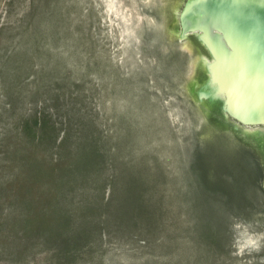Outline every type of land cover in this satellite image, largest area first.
Returning a JSON list of instances; mask_svg holds the SVG:
<instances>
[{
	"label": "rangeland",
	"instance_id": "1",
	"mask_svg": "<svg viewBox=\"0 0 264 264\" xmlns=\"http://www.w3.org/2000/svg\"><path fill=\"white\" fill-rule=\"evenodd\" d=\"M185 2L0 0V264H264V128L189 95Z\"/></svg>",
	"mask_w": 264,
	"mask_h": 264
},
{
	"label": "bare ground",
	"instance_id": "2",
	"mask_svg": "<svg viewBox=\"0 0 264 264\" xmlns=\"http://www.w3.org/2000/svg\"><path fill=\"white\" fill-rule=\"evenodd\" d=\"M178 14L172 25L192 58L189 95L205 110L219 104L236 125L264 128V0H186ZM190 38L200 54L192 53Z\"/></svg>",
	"mask_w": 264,
	"mask_h": 264
},
{
	"label": "trees",
	"instance_id": "3",
	"mask_svg": "<svg viewBox=\"0 0 264 264\" xmlns=\"http://www.w3.org/2000/svg\"><path fill=\"white\" fill-rule=\"evenodd\" d=\"M38 120H35V125H38V122H37ZM39 121H40V119H39Z\"/></svg>",
	"mask_w": 264,
	"mask_h": 264
},
{
	"label": "water",
	"instance_id": "4",
	"mask_svg": "<svg viewBox=\"0 0 264 264\" xmlns=\"http://www.w3.org/2000/svg\"><path fill=\"white\" fill-rule=\"evenodd\" d=\"M223 111V110H222ZM262 125V123H260Z\"/></svg>",
	"mask_w": 264,
	"mask_h": 264
}]
</instances>
